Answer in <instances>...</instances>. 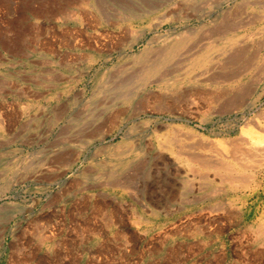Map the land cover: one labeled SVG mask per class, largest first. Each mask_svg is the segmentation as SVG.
Returning a JSON list of instances; mask_svg holds the SVG:
<instances>
[{
	"label": "rangeland",
	"instance_id": "374dc122",
	"mask_svg": "<svg viewBox=\"0 0 264 264\" xmlns=\"http://www.w3.org/2000/svg\"><path fill=\"white\" fill-rule=\"evenodd\" d=\"M238 2L0 0V264H264V17L170 111L150 83Z\"/></svg>",
	"mask_w": 264,
	"mask_h": 264
},
{
	"label": "bare ground",
	"instance_id": "6f19581e",
	"mask_svg": "<svg viewBox=\"0 0 264 264\" xmlns=\"http://www.w3.org/2000/svg\"><path fill=\"white\" fill-rule=\"evenodd\" d=\"M252 3H257L258 7L260 6L261 8H264V0H240V2L236 4L237 6L235 11L232 14L225 15L224 17L225 21L223 25L218 26L212 30H209L210 32L208 31V34L206 33V35L204 36L205 37L204 40L194 39L189 45L186 46L182 54L183 57H181L178 61L173 63L174 67L168 68L166 72L172 70L173 68H177L176 70L182 69V68H178L180 64H183L185 62V59L189 58V56L191 57L195 56L198 51H201V56H200L201 62L197 63L196 61H193L194 63L191 62L193 64L192 67L189 69V71L188 69L185 70L186 74L189 73L188 76L191 75L193 77L192 79L193 81L186 77L187 81H192L193 84L195 85L198 83L197 80L199 77L208 75V77L206 78L210 79L213 74L215 75L217 73V71L223 70L224 65L228 62L230 56L234 52L238 51V49H241L243 47H246V49L250 48V39L252 36V32L250 33L249 31H252L253 29L251 26L254 25L257 21L262 20V18L264 17V14L260 10L259 11L249 10V5ZM249 27H251L252 29ZM231 31H237L234 34V37H231L230 35L226 36L225 38H223L221 42L220 39L222 38V35H224L226 32H231ZM215 43L219 44L217 48L215 47L213 50L210 51L206 50L205 51L206 53L201 50L202 48L207 49L209 47H213L212 45H214ZM166 72L163 75L168 74ZM261 113L264 114V110L261 111ZM253 123L255 128L264 132V120L262 121L254 120ZM254 133H253L254 136L253 134L248 133V134H242L239 138L240 142L236 146L235 150L236 151L239 150L240 156L238 157V161L240 162V164L246 163L245 160H248L249 157L253 154L264 153V140H259L258 133H256L255 131ZM230 168L231 167H229L228 170H230Z\"/></svg>",
	"mask_w": 264,
	"mask_h": 264
},
{
	"label": "crops",
	"instance_id": "0c3cea01",
	"mask_svg": "<svg viewBox=\"0 0 264 264\" xmlns=\"http://www.w3.org/2000/svg\"><path fill=\"white\" fill-rule=\"evenodd\" d=\"M222 17H223V20H222V23L220 25H217V26H215V27H213L211 29L206 30L197 39L198 40H204L205 39L204 36L206 35V33L208 34L209 30H212V29H214V28H216L218 26L223 25V23L225 21V19H224L225 15H223ZM252 26H254V25H252ZM251 27H249V28H251ZM247 30H249V29H247ZM236 32L237 31L226 32L224 35H222V38L220 39V41L222 42L223 38H225L226 36H229V35L231 37H234V34ZM249 32L250 33L253 32V29H252V31H249ZM253 35H254V32L252 33V36H251V39H250V48L255 43L254 39H253ZM192 41L186 42V41H182V39H180V40L174 42L173 44H171L168 48H163V49L160 50V53L161 54L163 53L162 54L163 56L160 58V60H157L158 63H156V66L154 68L152 76H150V77H152L151 80H150V83H155L156 86H158L159 88L162 89L160 92L153 94L155 99H156V104L155 105L157 107L163 108L166 111H170L173 108V106L177 105V103L180 100H183V99L185 100V97L187 98V96H190L192 93H194L195 91L199 90L201 88L199 86L205 85L207 80H209L208 78H206V77H208V75L201 76L197 80L198 83L194 85L193 82H192L193 81L192 80L193 77L191 75L188 76L189 73H187V74L185 73V70L188 69V71H189V69L192 67V64L194 63L193 61H196L197 63L201 62V57H200L201 56V51H198L195 56H192V57L189 56V58L185 59V62L183 64H180V66L178 67V68H182V69L176 70L177 68H173L172 70H169L168 72H166L168 68L174 67L173 63H175L181 57H183L182 54H183L186 46L189 45ZM223 44H224V42H223ZM218 45H219L218 43H215L214 45H212L213 47H209L208 46L209 48H207V49L204 48L205 50L202 48L201 50L204 51V52L206 50L210 51V50H213L215 47L217 48ZM250 48L246 49V47H243L241 49H238V51L234 52L230 56V59L228 60V62L230 60H233V59L237 58L238 56H240V54L243 53L244 50H249ZM167 61H168V63L164 64V62H167ZM191 62H193V63H191ZM221 71L222 70L217 71V73L221 72ZM165 72L168 73V74L163 75ZM232 75H235V74H232ZM236 75H237V73H236ZM186 77L188 79L192 80V81H187ZM181 95H182V97H181ZM166 98H168V99H166ZM147 100H148V96L145 93H142V94H138V100L136 101L137 103L136 102L135 103L134 102L130 103V106H135L134 109L137 110V114H136L137 116H138L139 112L142 111L140 109V107H143V105H142L143 102L144 101L146 102ZM165 102H167V103H165ZM255 129H257V128H255ZM263 136H264V132H263ZM239 142H240V139H239ZM187 146L189 148V154L188 155H189V159L190 160L186 161V165H187V169L189 171H193L194 170V165L192 163L193 161H195L198 165L200 163L205 165L206 163L210 162L209 159H212L211 158L212 154L207 153V152L202 153L199 150H196V145L187 144ZM163 150H166V149H163ZM192 152H193V154H192ZM234 153L237 155L236 158H238L240 156L239 155V150L238 151L235 150ZM261 154L260 153H256V154H253L251 156L252 157H254V156L260 157ZM220 165H222V164L220 163ZM262 166L264 167V160L262 162ZM213 168L216 169L217 167L214 165ZM186 180H188V178H186ZM187 192H189V190H186L185 193H187Z\"/></svg>",
	"mask_w": 264,
	"mask_h": 264
}]
</instances>
